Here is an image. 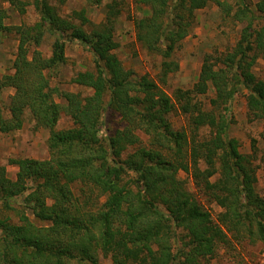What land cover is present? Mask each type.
<instances>
[{"label":"trees","instance_id":"obj_1","mask_svg":"<svg viewBox=\"0 0 264 264\" xmlns=\"http://www.w3.org/2000/svg\"><path fill=\"white\" fill-rule=\"evenodd\" d=\"M8 1L25 11L26 1ZM65 1L31 0L39 20L30 25H5L0 8V31H13L17 37L12 72L0 76V88L13 89L7 109L0 104V132L20 129L26 111L35 127L49 129V159L10 158L17 167L13 179L0 165V264H103L99 254L108 255L112 264H176V259L198 264L227 235L177 178L179 170L224 208L219 220L237 229L254 220L264 239V199L253 187L254 168L228 134L230 102L242 88L247 90L248 115L264 122V79L252 70L258 57L264 59V23L257 20L264 19V0H257L254 8L248 0H235L234 17L246 21L238 39L219 55H205L193 87L175 92L194 129H212L202 141L189 140L184 129L174 128L167 116L173 109L169 96L147 75L138 77L125 69L115 54L123 1L107 2L98 23L90 21L84 8L70 16L60 14L55 4ZM86 1L98 5L102 0ZM136 2L147 9L133 21L135 37L162 58L164 75L177 67L171 52L190 31L196 10L214 2L230 12L222 0ZM45 35L53 38L51 54L30 52ZM73 40L93 57L92 70L70 78L92 89L88 95L51 84L66 62L65 44ZM209 89L214 92L212 108L205 109L197 96ZM108 108L119 113L123 126L103 136ZM63 114L72 125L54 129ZM138 132L147 136V145L128 152V146L141 141ZM21 194L23 204L15 206ZM13 211L17 222L8 214ZM180 229L187 241L173 253Z\"/></svg>","mask_w":264,"mask_h":264},{"label":"rangeland","instance_id":"obj_2","mask_svg":"<svg viewBox=\"0 0 264 264\" xmlns=\"http://www.w3.org/2000/svg\"><path fill=\"white\" fill-rule=\"evenodd\" d=\"M26 1L25 11L19 12L14 4L8 0H0V8L4 9L5 25H30L39 20V13L30 3ZM111 0H102L100 4L94 5L86 0H66L63 4H55L63 16H70L73 11L84 8L87 17L93 23L100 22L105 14V4ZM123 7L120 17L116 24L115 39L118 41V47L114 50L120 59L123 67L131 70L136 76L147 75L157 84V89L166 93L173 109L167 114L174 128L184 129L189 140H206L210 137L212 129L203 126L194 129L188 114L183 113L179 107L180 103L176 100L175 92L177 89L185 90L193 87L198 78L203 57L207 54L213 56L223 53L234 45L239 37L241 28L246 24L244 20H238L234 17V10L237 7L235 0H222L229 5L230 12L227 14L216 3L209 2L205 7L195 11L192 19V26L188 34L178 42L170 59L177 64L176 69L168 71L165 75L161 69L162 58L156 54L148 52L135 37L134 19L144 15L147 7L137 4L136 0H122ZM257 0H248L250 7L254 8ZM258 25L264 23V19H259ZM77 21V20H76ZM87 27V26H86ZM53 38L45 35L39 46H31L30 52L37 49L45 57L51 54V44ZM17 37L13 31H0V76L12 72V61L15 55ZM66 62L58 69L57 74L51 77V84L64 90L79 92L81 95H88L92 89L80 86L70 82V78L78 71L92 70L93 57L88 49L80 42L73 40L65 44ZM252 70L257 78L264 79V59L258 57L252 66ZM163 76L164 78H162ZM13 89L10 87L0 88V104L7 109L10 95ZM247 90L242 88L230 102V111L228 113L231 123L228 128V134L238 141V149L248 155V161L254 168L256 181L253 187L257 194L264 199V122L253 120L248 115L246 108ZM214 92L209 89L205 94L197 96L205 109H211L209 99L213 97ZM58 100V98L56 99ZM217 112V110H214ZM104 124L100 134L103 136L113 134L116 129L123 126V121L117 111L108 108L103 117ZM72 125L69 116L63 114L57 121L54 129H65ZM141 141L135 145L128 146V152L134 150V146L147 145V136L138 132ZM49 129L35 127L34 121L26 111L24 122L20 129L3 133L0 132V165H5L7 175L15 178L17 167L9 163L10 158L29 157L39 160L49 159L47 148V138ZM124 153L123 156H125ZM199 166L205 165L200 161ZM133 176V172L126 174ZM177 178L182 181L183 186L190 191L204 209L210 213L212 221L226 233V241L215 242L212 255L203 257L198 264H264V239L257 232V225L254 220L245 221L248 224L233 228L229 223L219 220L218 215L224 208L215 201L209 200L197 188L190 174L182 170L177 172ZM214 179V178H213ZM74 185L78 188L79 184ZM21 194L15 197V206H22L23 197ZM102 200V197L101 199ZM100 201L99 203H101ZM13 204V202H12ZM30 218V210L26 212ZM12 222H17V217L13 212H9ZM264 223V220H262ZM187 241L184 230H177L176 240L172 242L171 248L176 253L180 247ZM101 263L112 264L110 257H102L99 254ZM183 259V257H181ZM176 264H181L180 259H176Z\"/></svg>","mask_w":264,"mask_h":264},{"label":"built area","instance_id":"obj_3","mask_svg":"<svg viewBox=\"0 0 264 264\" xmlns=\"http://www.w3.org/2000/svg\"><path fill=\"white\" fill-rule=\"evenodd\" d=\"M263 258H264V256H263Z\"/></svg>","mask_w":264,"mask_h":264}]
</instances>
